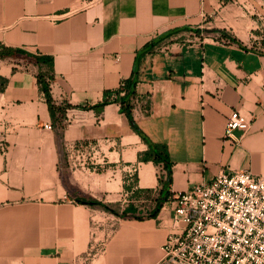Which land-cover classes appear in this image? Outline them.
<instances>
[{
    "label": "crops",
    "instance_id": "0c3cea01",
    "mask_svg": "<svg viewBox=\"0 0 264 264\" xmlns=\"http://www.w3.org/2000/svg\"><path fill=\"white\" fill-rule=\"evenodd\" d=\"M3 48L53 58L62 109L99 105L136 70L134 119L167 146L172 183L150 217L163 165L139 160L149 144L121 106L55 117L48 68L0 54V264H161L176 195L222 169L264 175V0H0ZM234 110L253 120L240 147L225 138ZM84 142L105 167H69L66 147ZM126 185L151 193L125 205Z\"/></svg>",
    "mask_w": 264,
    "mask_h": 264
},
{
    "label": "built area",
    "instance_id": "2783aa9c",
    "mask_svg": "<svg viewBox=\"0 0 264 264\" xmlns=\"http://www.w3.org/2000/svg\"><path fill=\"white\" fill-rule=\"evenodd\" d=\"M252 125V119L234 110L225 138L240 147ZM66 151L75 169L107 165L96 143L69 145ZM136 171L133 166L129 172L134 177ZM159 174L167 176L164 168ZM174 199L173 229L163 246L161 264H264V175L222 169L211 182L195 185Z\"/></svg>",
    "mask_w": 264,
    "mask_h": 264
},
{
    "label": "trees",
    "instance_id": "16d2710c",
    "mask_svg": "<svg viewBox=\"0 0 264 264\" xmlns=\"http://www.w3.org/2000/svg\"><path fill=\"white\" fill-rule=\"evenodd\" d=\"M0 54L5 57L21 56L25 60L29 62H33L41 66V68L42 67L48 68V71L41 70L39 72L38 83H39L41 90L44 92L47 103L49 104L50 110L53 116L55 117L58 112L65 114L67 109H72V108H78V109H84V110L95 108L97 110H101L111 102L118 103L121 106V111L127 115L133 130L137 134L142 136V138L149 144V149L144 154L140 155L139 160L141 162H154L156 164L163 165V168L167 172L166 177H163V176L160 177L161 189L156 199L157 206L150 215V217L152 218L156 217L158 213L160 212L163 203L171 197L170 193H167L165 195V191L168 188H170L171 183H172V162L170 160L169 151H168L167 146L148 142L146 136L144 135V133L142 132L140 127L137 125L134 119L133 110L135 108V102L137 101L139 97L137 93V85L139 83L138 72L134 70L133 75L129 79L124 80L117 90L106 92L103 102L100 103L99 105H96L94 107H75L69 104L65 106V109H62L54 102L52 95H51V88H50L51 82L50 81L54 77L52 57L41 55V54L32 55L20 49H9V48H3ZM132 189H133V185H126L127 191H131ZM142 193H151V192L150 191L143 192V191H140L139 189H135L133 191V197L136 199ZM78 201L80 203L91 205V206H99L114 214H118L109 205L103 202H100L96 199H85V200L80 199ZM130 208L131 210L128 211ZM129 209L125 210L122 213L123 217H128V213L135 214V211L133 210L132 207H129ZM136 218H140V217L137 216Z\"/></svg>",
    "mask_w": 264,
    "mask_h": 264
},
{
    "label": "rangeland",
    "instance_id": "374dc122",
    "mask_svg": "<svg viewBox=\"0 0 264 264\" xmlns=\"http://www.w3.org/2000/svg\"><path fill=\"white\" fill-rule=\"evenodd\" d=\"M66 157H67V161H68V165H69V167L70 168H74L75 169V167H74V163H73V160H71L70 158H69V156H68V153H67V151H66ZM92 169H94V167L92 166L91 167ZM97 170H100V168H98ZM125 200V205H127V203H128V201L130 200V198H128V197H125V198H123V201ZM127 200V201H126ZM113 209V208H112ZM110 212V211H109ZM112 213V212H111ZM114 214V213H113Z\"/></svg>",
    "mask_w": 264,
    "mask_h": 264
}]
</instances>
